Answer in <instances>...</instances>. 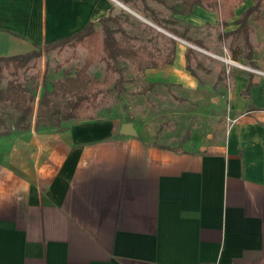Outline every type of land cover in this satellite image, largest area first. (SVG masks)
<instances>
[{
  "label": "crops",
  "instance_id": "crops-1",
  "mask_svg": "<svg viewBox=\"0 0 264 264\" xmlns=\"http://www.w3.org/2000/svg\"><path fill=\"white\" fill-rule=\"evenodd\" d=\"M119 1L0 0V58L44 49L110 12L117 17ZM253 5L242 4L225 28L216 11L172 13L187 27L171 29L212 51L213 33L220 42ZM250 25L252 59L233 60L236 39L226 40L234 61L226 76L199 58L204 68L193 76L180 38L172 65L136 77L153 88L125 96L131 111L147 110L159 90L184 103L180 114L194 103L181 116L195 125L176 145L167 141L177 121L163 131L130 122L136 136H123L126 123L116 116L36 128L38 106L30 130L0 136V264H264V78L246 68L264 70V26ZM222 92L230 96L222 106L228 123L212 99L204 112L197 106Z\"/></svg>",
  "mask_w": 264,
  "mask_h": 264
},
{
  "label": "trees",
  "instance_id": "trees-1",
  "mask_svg": "<svg viewBox=\"0 0 264 264\" xmlns=\"http://www.w3.org/2000/svg\"><path fill=\"white\" fill-rule=\"evenodd\" d=\"M121 1L125 4H130L134 0ZM142 1L145 2L146 0ZM152 1L165 5V0ZM246 1L248 0H183L179 8L169 7V10L173 14L181 16L191 15L196 7L216 11L220 15L221 25L225 28L228 26V22L234 19L235 11ZM252 1L254 5L248 8L241 19L237 21L238 28L233 32L219 36L220 42L229 39H244L242 51L237 52L236 47L230 48L231 58L235 61L240 58L252 59L253 54L249 38L254 32V28L250 25V20L260 26H264V17L262 16L264 0ZM152 17L157 26L198 48L204 49L202 42L190 41L185 35H179L174 29L166 26L168 23H173L172 21L159 20L156 16ZM97 25L102 26L101 31L96 29ZM112 25L115 27L114 29ZM118 33L122 34V39L117 38L116 35ZM124 37H126L125 30L119 19L113 16V12H110L108 17L96 23H90L82 32L47 45L44 49H36L21 56L0 58V72L4 68L10 77L5 88L0 89V109L8 108L13 112L11 115L5 112L2 113L0 110V136L10 135L14 131L23 132L31 129L36 112V92L38 89L36 86H28L26 82H21L19 77L22 72L26 73L36 68V63H31L40 59L44 52L50 53L53 50H62L65 47H82L86 49L87 57L84 66L78 69L75 75L68 76L63 80H57L51 90L44 85V91L39 99L36 112V128L45 126L60 129L64 123L69 121L93 120L88 116V113L98 101L96 90L100 82L90 76L89 69L98 61L104 60L117 63L119 60H123L130 64L135 77H139L148 69L163 68L174 63L177 50V42L175 40H169V52L165 59L162 60L149 48L137 47ZM186 61L187 71L193 76H195V69L204 68L192 48L187 49ZM111 69H113V66ZM40 74L41 72L36 71L32 76L33 81H38ZM221 76H223L222 72L220 73ZM151 88H153V85L149 84L147 88L138 93L143 94ZM121 93H123V89Z\"/></svg>",
  "mask_w": 264,
  "mask_h": 264
},
{
  "label": "rangeland",
  "instance_id": "rangeland-1",
  "mask_svg": "<svg viewBox=\"0 0 264 264\" xmlns=\"http://www.w3.org/2000/svg\"><path fill=\"white\" fill-rule=\"evenodd\" d=\"M182 1L183 0H165V5L152 0H146L145 2H143L142 0H134L130 4H125L122 1H119L121 6L118 5V8L122 10V13H119L116 16L125 30L126 37L124 38L137 47L142 46L149 48L153 53H155L158 58L164 60L170 49L169 40H175L173 39V36L175 35L157 26L152 20V16H156V18H158L159 20L169 19L170 21H172V12L169 10V7L179 8ZM172 22L173 23L168 24L164 22L162 23L166 24V26H168L169 28H177L178 33L186 32L185 29L187 27V24H185L183 21ZM112 28L114 29L115 27L112 25ZM96 29L101 31L102 26L97 25ZM218 30L220 31L222 29L218 26ZM116 36L118 39L123 38L122 34L120 33H118ZM175 37L178 39L175 40L177 44H181L180 41H184L180 40V38H178L177 36ZM211 41L213 42L209 43V45L212 47V51H210V49L201 48L194 49V51L198 58L204 64H208L213 72H222V74L226 76L228 71L226 70L227 67H231V65H229L230 63H227V61H233L228 57L227 47L230 46L228 44L229 42H219L218 38H216V33H213ZM184 42L186 44L188 43L186 41ZM243 42V38H238L236 40L235 47L238 50L237 52L243 50ZM188 44L186 47L192 48L189 47ZM193 47L196 48L195 45H193ZM211 52L213 53V57L209 54ZM86 57L87 51L82 47H65L62 50L56 49L51 51L50 53L44 52L40 59H37L31 63H36V68H33L26 73L22 72L19 79L21 82H26L28 86L37 87L38 90L36 92V106H38L39 99L41 98L44 91V85H46L51 90L57 80H63L68 76L75 75L78 69L84 66ZM257 59L259 61V64L264 63V51L260 52L258 50ZM112 66L113 69H111ZM241 66L245 67V65ZM246 68H248L247 72L264 78V70H254L250 67ZM36 71L41 72L40 79L38 81H33L32 76L36 73ZM196 72L198 74H201V76H203V79H205L204 72H200V70H196ZM89 74L93 79H96L100 82L96 90V93L98 94V101L88 113V116L93 120H101L107 117L116 116L122 118L123 122H125L126 124L140 120V124H146H142V128L149 127V129L152 130L153 125L155 124V129H157V127H160L162 131L164 130V123L166 121H177L176 124L171 123V128L169 127L170 134L168 135L170 139L167 141L169 142V144L175 145L183 140L187 133L190 134V132L192 131V126L195 125L194 118L191 121L190 117L187 121L184 118L186 115H190V111H193V108L191 106L194 105V103L187 105L188 107L185 108L184 112H181L180 114L176 111V109L178 106H183L184 103L179 102L177 99L173 100L171 96L169 97L163 95L162 91L160 90L157 91L156 95H150L148 104H146L147 110H145L144 107L137 108L136 111H131L129 109V103H127L125 96L132 97L140 94L138 92L149 86V83H147L146 81L142 79H136L133 69L131 68L129 63L123 60H119V62L117 63L101 60L92 65V67L89 69ZM212 78H215L214 75L212 76ZM9 80V74L6 69L3 68V71L0 72V89H4ZM225 85L226 81L225 83L223 81V83L220 84V86L223 88L225 87ZM122 89L123 93H121ZM149 91L150 90H148V92H144V96H147ZM226 93L227 92L220 93L221 96L219 98H210L204 96L201 98V103H197V106H202L204 112L206 110L205 108L211 106L212 99V104H217L220 106V108H224L221 110L219 109V119L224 120V122L228 123L230 122V120L228 119V110L225 107L230 106L231 102L230 96H228V94L226 95ZM178 95L181 96V94ZM187 98L188 100L192 99L191 97ZM0 110L2 113L5 112L6 114H13V112L8 108H1ZM222 110H224L225 112L223 113ZM147 116L153 118L147 119ZM208 120L210 121V119H207V122ZM151 122H153L154 124ZM179 122H181V125H183V127L181 126L180 128L181 130L176 128ZM207 122L203 121L204 124H206ZM166 125L168 124L166 123ZM188 127L189 129H187Z\"/></svg>",
  "mask_w": 264,
  "mask_h": 264
},
{
  "label": "water",
  "instance_id": "water-1",
  "mask_svg": "<svg viewBox=\"0 0 264 264\" xmlns=\"http://www.w3.org/2000/svg\"><path fill=\"white\" fill-rule=\"evenodd\" d=\"M175 39L178 40L177 38H175ZM188 46L189 47H192V48H195V47H193L190 44H188ZM121 134L123 136H136L137 135L136 130H135L133 124H131V123H127V124H124L122 126V128H121Z\"/></svg>",
  "mask_w": 264,
  "mask_h": 264
},
{
  "label": "bare ground",
  "instance_id": "bare-ground-1",
  "mask_svg": "<svg viewBox=\"0 0 264 264\" xmlns=\"http://www.w3.org/2000/svg\"><path fill=\"white\" fill-rule=\"evenodd\" d=\"M184 49V48H183ZM233 63V62H232Z\"/></svg>",
  "mask_w": 264,
  "mask_h": 264
}]
</instances>
